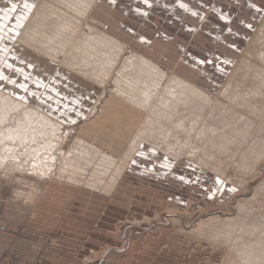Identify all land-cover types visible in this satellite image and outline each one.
Segmentation results:
<instances>
[{
	"label": "rangeland",
	"instance_id": "obj_1",
	"mask_svg": "<svg viewBox=\"0 0 264 264\" xmlns=\"http://www.w3.org/2000/svg\"><path fill=\"white\" fill-rule=\"evenodd\" d=\"M53 1H48L50 2L49 6L55 5L60 15L62 14L61 16L71 15L67 11L68 8L65 7L66 1V3L63 0ZM131 1L102 0L101 7L95 10L94 14H90L88 24L86 21L83 22L84 26L88 25V29L97 28L98 24L92 21V18H95L94 20L103 25L100 26V31L119 40L126 50L125 55L119 59L120 66L118 65L113 71L101 105L97 107L98 113H96L99 116L98 119L100 118L98 130L100 139L111 141V143L125 136L128 137L127 144L129 145V142L134 139L135 133L145 131L144 137H146L149 129L152 132H150L151 139L145 140L146 143L141 145L139 152L134 155L132 160L128 161L126 170L115 189H111V185L109 187L108 183L106 186L101 184L92 188L85 182L68 180L67 177L61 178L59 175L57 177L54 175L53 180L48 176L34 175V177L25 168L30 163L29 159L25 161L28 162L24 168L17 169L19 172H16L17 170L12 172L13 169H9L7 173L8 169L1 168L0 264H224L235 236L238 239L243 237L245 229L251 227L252 224L261 228L264 226V218H262L264 216V102H262L264 99H261L259 94L254 95L260 86L264 95V83H262L264 78V68H262L264 67V56L262 55L264 52V29L261 30L264 24V0L259 2L251 0V4L254 2L260 6V16L254 27L250 29L251 33L242 35V37L230 34V32L250 28L249 22L246 24L248 20L247 8L241 11L235 6H230L229 3L232 4V0H224L226 3L222 2L223 0L217 1L216 11L220 13V10L225 9L230 18L235 17L233 19L236 22L231 25L225 24L219 30L213 27L214 32L225 37L230 46L221 48L210 44L206 37H213L208 35L205 37L204 27L201 26L202 21L199 19L198 26L193 27L191 31L183 29L187 33L183 34L184 40L180 41L181 50L176 52L177 45L168 49L166 45L162 47L163 44L159 43V46L158 44L155 46L160 48L159 53L152 52L143 45L146 39L142 31L145 26L151 25V22L147 21L146 23L144 15L147 13L141 16V13L138 12L139 14L135 16L134 12L129 9ZM148 1H150L151 7L158 3L157 0ZM40 2L41 0H27L25 3H31L30 9L27 7L21 9L19 8L21 0H0V74L5 72L12 84L14 83L10 86L8 78L2 77L10 88L2 84L0 90L17 98L19 96L15 93V83L20 79L19 70L17 75L12 78L16 72L9 67L15 70L17 62L9 63L8 59L10 53L12 54L13 46L10 47L5 41L16 42V45L25 49L24 45L17 41L18 36ZM116 2H118L117 5H115ZM212 2L213 0L208 2L206 7H199V10L202 11L201 18L205 21L211 17L210 13L214 11ZM13 4L16 6L14 10ZM109 4H114L113 9L109 8ZM50 7L48 11L49 9L53 11ZM115 9L119 10L117 14H115ZM112 10L114 13H111ZM21 12L22 17H26L25 23L15 33L11 29L12 17ZM136 17L138 18L136 19ZM56 19L60 20L55 18L53 21ZM53 21L52 23L48 21L50 24L46 23L48 26L46 25L43 31H40V39L42 38L41 40H45L46 44L51 46L59 44L57 32L62 25L61 21L56 24ZM159 27L160 25L157 26V23H152V28L157 33L161 32ZM82 30L84 32V29ZM157 33L149 27L145 36L152 37L158 43L160 38L157 37ZM228 37L232 38L228 39ZM254 40H257L256 43L249 48V44ZM73 41L76 42V38L70 39L68 42ZM214 41L217 40H213V43ZM203 47L208 48L212 55L215 54L210 58V63H207L208 66L205 62H200L197 60L198 58L194 57L205 53ZM102 50L105 52L106 49L102 48ZM134 52L153 60L168 74L169 78L176 75L184 80L187 79L186 81L193 82L196 87L208 94L210 99L194 101V98L191 100L189 98L188 104H185L186 100L184 101L185 105L182 103L179 107L182 110L186 106L185 111L184 109L183 111L179 110L178 119L177 116H175L176 118L170 117L171 121L159 118L160 115L156 114L154 119L152 118L145 124L150 118L149 112L137 109L135 115H137L136 124H138L131 125L137 127V130H133L136 132H121L123 125L127 127L131 123L130 120H135L128 115L131 105L116 104L113 98V82L124 61ZM164 52L171 57L169 60L165 58L168 55ZM220 54L222 57L216 56ZM184 56L192 59L190 64L194 67L198 77L205 72L206 67L209 72L219 66H224V68L220 72L217 69L214 71L216 81L213 80L208 87L198 81L193 73L190 75L188 69L181 70L177 58ZM223 57L228 62H225ZM32 60L31 65L35 62L36 67L39 68H34L32 73L36 72L39 76L30 77V86L26 91L28 93L29 90L35 91V93L30 92L34 97L32 98L34 103L26 100L25 102L32 108L39 107L55 120L63 122L64 128L71 129L72 133L77 134V131L86 124L94 123L95 118L89 121L86 120L85 115L89 114V110L98 100L102 91L100 85L92 84L96 89L92 85L88 86L87 84L86 86L81 81L83 79L78 70L76 72L79 75L74 72L75 74L71 73L73 77L71 74L65 76L58 72L59 69L56 65L53 69L40 59V61L37 58ZM25 67L21 66L26 70ZM237 67L239 70L234 79L236 82L233 81L234 90L232 89V92L239 91L237 93L239 99L241 100V96L243 99L233 105L229 98L222 96L221 90L228 83ZM40 73L42 74L40 75ZM168 81L169 79L166 80L163 88ZM242 87L244 88L242 89ZM252 89L255 90L252 91ZM167 97L171 98L168 94ZM252 97L256 99L253 101L256 102L255 104L251 102ZM245 99L250 102L246 103ZM39 100L41 101L39 102ZM107 102H112L120 109H117L118 111L109 109L108 121H101L99 112L104 104L107 105ZM252 103L256 106H253ZM170 104L173 105L174 101ZM41 105H44V108ZM181 105L184 107L182 108ZM188 105L194 107L189 108ZM241 106H246L244 107L247 109L246 113L243 108H240ZM247 107H251L252 112H249L251 110ZM232 109L236 110L232 111ZM237 109L243 112L239 111L238 114L236 113ZM253 109L256 111L255 114H253ZM105 110L108 109L105 108ZM188 111H191L190 114ZM243 113L245 116L242 115ZM246 116L249 118H245ZM74 118H77L76 122H70ZM244 121L248 123L247 126ZM179 122H183L185 129L182 130L177 126ZM207 124L208 126H206ZM198 126H200L199 129ZM190 127L191 130H189ZM214 127L220 130H216ZM209 129L212 131H208ZM237 130H239L238 134H236ZM219 131L221 132L219 133ZM193 135H195V140L191 138ZM204 140L205 142H203ZM184 143H192L188 146H192L195 153L191 154V149L182 147ZM127 144L125 147L123 145L122 147L117 146L116 149H109L110 157L116 160V163L123 162L121 161L122 155L129 148ZM70 145L67 150L70 149ZM254 170L257 171L255 177H253ZM109 179L111 177L102 181L109 182ZM95 183L98 184V182ZM258 187L262 189L259 190ZM238 230L239 232H237ZM241 231H243L242 234ZM227 237L230 240L229 244L225 241ZM234 243L241 245V241Z\"/></svg>",
	"mask_w": 264,
	"mask_h": 264
},
{
	"label": "bare ground",
	"instance_id": "obj_2",
	"mask_svg": "<svg viewBox=\"0 0 264 264\" xmlns=\"http://www.w3.org/2000/svg\"><path fill=\"white\" fill-rule=\"evenodd\" d=\"M48 1L49 0H41L40 4H38L37 8L29 16L28 21L26 20L27 21L26 26L23 30L20 31V34L18 36L17 41L20 42V44L24 45L26 51L31 52L32 56H34V59L37 58L38 60L40 59L43 62H46L47 65L52 67L53 69L56 65L57 68L59 69V71L65 72L68 74H71V73L75 74L74 72H76L78 70V73H80V75L82 76V79H83L81 81L84 84H86V86H87V84H88V86H90L92 84L97 86L99 84L100 85L99 87H101V90H102L100 93V96H99L98 100L93 104V107L91 108V110H89V114L85 115L86 120L90 121L91 119H94V118L96 120L94 123L92 122L88 125L85 123L86 126H84L82 129L77 131V134L72 133L70 131L71 129L64 128L63 122L55 120L51 115H49L47 112L41 110L39 107L32 108L28 103H26L25 100L27 102H29V101L33 102L32 98H34V97H32V94L23 91V88L21 90L19 89V87L17 88V90L19 92L23 91L22 93L16 92V94L19 96V98L11 96L10 94H7L4 91L0 90V169L1 168L8 169L6 171L7 173L9 171V169H13L12 172L16 171L17 169H20V167L24 168V165L28 162V161L27 162H25V161L29 159L30 163L27 166H25V168L27 170H29L31 172L30 174H32L33 176L34 175L35 176L37 175L38 177H42V176L47 177L48 176L51 179L52 177H54V175L56 177H57V175H59V177H61V178L67 177L68 180H72V181H76V182H81V181L85 182L86 185H88L92 188L98 187V185H101V184L102 185L104 184L106 186V183H108L109 187L111 185V189H115L117 187V184H118L122 174L126 170V167L128 165V161L132 160L134 155H136L139 152L141 145L146 143L145 140H149L148 138L151 139L150 129H149V132L146 134V137H144V134L146 133L145 131H143V132L138 131L137 134L135 133L136 131L133 132V130H137L136 126H131L132 124H135V125L138 124V123L136 124V121H137L136 116L137 115H135V112H137V109L138 110H145V111L147 110L149 112L150 118L147 119V122L145 124H147L149 121H151V119L156 114L160 115L159 118H163L164 120L169 119L171 121L172 118L170 119V117L177 116V119H178V114L180 113V111H183V109L185 111L186 106H185V108H183L184 106L181 105V107L183 109L182 110H180L181 108L179 109L180 104H182V103L184 104V101L187 100L185 102V104H188L192 98H194V101L196 99L201 100V101H208L210 99V96L208 94H206L203 90L196 87L195 86L196 84L194 85L193 82H192L193 83L192 84L191 82L186 81L187 79L184 80V79H182L176 75L169 78L168 74L164 70H162L159 67V65L152 62L153 60L151 61L148 58H146L145 56L139 55V54L134 52V54L127 57V59L124 61L123 66L121 67L120 71H118L116 79L113 78L114 79V82H113L114 86L112 85L113 91H114L113 92L114 93L113 98L115 99L116 104L124 103V104L131 105V107H130L131 110L128 111V115L131 116V118L135 120V121L130 120L131 123L128 124L127 127H125L123 125V128L121 129V132H123V133L133 132V133H135V136L133 135L134 139H132L133 137L131 138L132 140H131V142H129V145L127 144L128 143V137H125V136L121 137V139H122L121 147L123 145L125 147V145L127 144L129 148L127 149V151H125V154L123 153L124 155H122L123 158L121 159V161H123V162L116 163V160L111 158L110 157L111 154L109 153V152H111L110 150H112V148H113L112 144H110L109 141H103L100 139V132L98 130L100 118L98 119L99 116H97L98 115L97 114L98 113L97 107L99 105H101V102L103 101V98H104V94L106 93L105 92L107 89L106 87L112 79L113 71L120 64L119 59L123 55H125L126 50L124 49V46L122 45V43H120L119 40H117L114 37H111L108 34L100 31V26L102 24L99 21L94 20L95 18H92V21L97 23L98 27L93 28V29H91V28L88 29L89 28V27H87L88 26L87 25L88 19L90 20V16L92 14H94V11L98 8L101 0H63L64 2L65 1L67 2V3L65 2L66 3L65 7L68 8L67 11L71 14V15H69V14H65L64 12H62L65 14L64 16H61L62 14L60 15V12H58L59 10H58V8H56L55 5H54L55 7L54 6L50 7L51 5L49 6L50 2H48ZM55 1H58V0H55ZM62 2H59V3L62 4ZM57 4L58 3L56 2V5ZM49 7L53 11H51L50 9L48 11ZM59 7H60V5H59ZM63 9H65L64 6H63ZM55 18H58V20L60 19L59 21L62 22V25L59 23L61 25V27L59 28V31L57 32L58 33L57 38H59V44L55 45V46L54 45L51 46V45H47L45 40L44 41L41 40L42 38L40 39V37H41L40 31H43V29L47 25L46 23H48V21H51V23H52V21ZM47 19H48V21L46 22ZM59 21H57V19H56V21H53V23L56 24ZM85 21L87 23L86 26H84V24H83V22H85ZM48 24H50V22ZM60 25H58V26H60ZM82 29H84V32ZM262 29H264V24H263L261 30ZM50 30H49V33H50ZM74 38H76V40H77L76 42H74V41L68 42L70 39H74ZM66 39H67V41L65 42ZM256 41L254 40L253 43L249 44L248 47L250 48L252 45H254L256 43ZM57 43H58V41H57ZM248 47H247V49H248ZM102 48L106 49L105 52H104V50H102ZM262 53H263L262 55L264 56V52H262ZM22 66L25 67V66H27V64L23 63ZM25 68H27V67H25ZM262 68H264V67H262ZM32 70H33V65H31V69H30L31 74H29L31 78H34L33 76H39L37 73L33 74ZM238 70H239V68L237 67L234 70L232 77L230 78L228 83L221 90L222 96L225 98H229L231 101L230 103H232L233 105L234 104L236 105L237 102L240 100L239 95L237 94L239 91L237 93L232 92V89L234 90V82H236V80H234V79H235V76H236ZM41 74L42 73H40V75ZM72 74H71V77H73ZM0 75H2V73ZM168 79H169L168 83L163 88L164 83ZM262 81H263L262 83H264V78ZM26 82L29 83V81H26ZM2 84L5 85L6 87L10 88V86L6 84V81L1 76L0 85H2ZM95 86H93L94 89H96ZM245 87H246V85H245ZM243 88L244 87H242V89ZM258 89L259 90H256L255 91L256 94H254V95L257 96L259 94V96H261L260 98L264 99V95L262 93L261 86ZM254 90L255 89H252V91H254ZM167 94L169 96H171V98L173 99L172 101L170 100L171 98L167 97ZM33 95H35V94H33ZM231 95H234V96H231ZM254 95H253V97H254ZM253 97L251 99H253ZM189 98H190V100H189ZM242 99H243V96H241V100ZM254 99L251 100V102H253ZM40 101L41 100H39V102ZM173 101H174V104L171 105L170 103H173ZM244 101L246 103L250 102L248 99H245ZM262 102H264V101H262ZM194 103H196V102H194ZM253 103H252V105L256 106V105H254L256 102L254 104ZM257 103H259V102H257ZM104 105L99 112L100 116H101V121L107 120V118L109 116L108 113L110 112L109 109H111L112 111H116L117 109H120V107L112 104V102H107V105H105V106ZM233 105H232V108H233ZM41 106H43V108H44V105H41ZM189 106L190 105H188V107ZM242 106L240 108L244 109V107H246V106H244V107H242ZM188 107H187V109H188ZM192 107H194V106H190L189 108H192ZM198 107H199V105H198ZM105 108L108 110L106 111ZM235 108H236V106H235ZM247 108H249V107H247ZM250 108H249V110H251ZM233 109H232V111L236 110V109L235 110H233ZM245 109H244V112L247 111V109L246 110ZM221 110H223V108ZM221 110H220V112H221ZM224 110H225V108H224ZM239 111L237 109L236 113H238ZM258 111H259V109H258ZM190 112H189V114H190ZM209 112H211V111H209ZM240 112H243V111H240ZM249 112H252V110ZM255 112L256 111L254 110L253 114H255ZM112 113L114 114L115 112H112ZM116 113H118V112H116ZM229 114H228V116H229ZM253 114H251L252 117H253ZM258 114H259V112H258ZM205 115H207V114H205ZM205 115H204V117H205ZM242 115H244V113ZM251 115H250V117H251ZM183 116H182V118H183ZM232 116H233V114H232ZM59 117H61V116L59 115ZM238 117H240V116H238ZM180 118H181V116H180ZM180 118H179V120H180ZM232 118H234V117H232ZM245 118H249V117L246 116ZM76 120H77V118H74V120L70 121V122H74V121L76 122ZM210 120H211V118H210ZM211 121L213 122V120H211ZM112 122H114V121H112ZM189 122H191V121H189ZM201 122L203 124V120ZM229 122H231V121H229ZM242 122H243V120H242ZM247 122L244 121L245 125L248 124ZM165 123H167V122H165ZM239 123L241 124V122H239ZM189 125H188V127H189ZM177 126L180 127V129H182V130L185 129V125L183 124V122H179ZM206 126H208V124ZM199 127L200 126H198V129H199ZM248 127H250V126H248ZM214 129H216V128L214 127ZM218 129H216V130H218ZM189 130H191V127ZM210 130L212 131V129H209L208 131H210ZM228 131H229V129H228ZM238 131L239 130H237V133L236 132H233V133L238 134ZM220 132L221 131H219V133ZM226 133H228V132L226 131ZM185 134H187V133H185ZM236 134H233V135L235 136ZM128 135H129V133H128ZM195 135H193L191 138H194ZM229 135H231V134H229ZM189 136H190V134H189ZM250 136H252V135H250ZM201 138H200V140L202 141ZM210 138H212V137H210ZM194 140H195V138H194ZM229 140H231V139H229ZM234 140H233V142H234ZM125 141H127V142H125ZM203 142H205V140ZM192 143H193V141H192ZM192 143H190V144H192ZM224 143H226V142H224ZM190 144L184 143L182 147H186V148L192 150V146L191 147L188 146ZM69 145H70V149L67 150ZM176 147H177V144H176L175 148ZM251 150H253V149H251ZM193 153H195L194 150H192L191 154H193ZM251 153H252V151H251ZM202 154H203V152H202ZM242 155H244V154H242ZM112 156H113V154H112ZM256 158H258V157H256ZM255 161H257V160H255ZM260 161H261V159H260ZM237 162H239V161H237ZM248 163L250 164V161ZM90 170H91V173L89 174ZM16 172H19V171L17 170ZM85 175H86V177H85ZM87 175H89V176H87ZM253 175H254V173H253ZM256 175H257V171H255V175L253 177H255ZM109 177H111V179H109V182L107 181L104 183V181H102L103 179L107 180ZM52 180H53V178H52ZM95 182H98V184H96ZM261 189L262 188L260 187L259 190H261ZM262 192H263V190H262ZM256 197H258V196H256ZM255 200H257V199L255 198ZM262 218H264V216ZM260 224H261V222H260ZM262 227L263 228L258 227V226H253V224H252L251 227H248V229L246 228L247 231L245 229V232H244L245 235L243 234L244 236L240 237V239H238V237L236 238V236L234 235L235 240H233V239H232L233 241L231 240L232 241V243L230 244L231 249H229L230 253L228 252V258L225 260L224 264H264V226H262ZM239 229H241L240 226H239ZM237 232H239V230ZM242 232L243 231H241V234H242ZM221 236H223V235H221ZM225 237H226V235H225ZM225 241H227L229 244L230 240L227 237V238H225ZM236 241L237 242L241 241V245H238L237 243L235 244L234 242H236Z\"/></svg>",
	"mask_w": 264,
	"mask_h": 264
},
{
	"label": "crops",
	"instance_id": "obj_3",
	"mask_svg": "<svg viewBox=\"0 0 264 264\" xmlns=\"http://www.w3.org/2000/svg\"><path fill=\"white\" fill-rule=\"evenodd\" d=\"M25 1H27V0H21V3H19V8H21V9L26 8L25 4H27V5H29V7H27V8L30 9L31 3L30 4L25 3ZM211 1L212 0H157V2H158L157 5L151 7L149 4L150 1H148V0H132L131 1L132 2L131 8L129 7V9H131L134 12L135 16L139 14L138 12L141 13V16L147 13L146 15H144V17H146L145 18L146 23H147V21L151 22V25L148 24V26H145L144 29H146V31L150 27L151 30H153L157 33V31L152 28V23H157V26L160 25L159 29L161 28V30H160L161 32L157 33V37L160 38L159 39L160 42H158V43L156 41H154L152 37H150L148 35L145 36L146 31H144V29L142 31L143 36L146 39V41L143 43V45L148 50H150L152 52L155 51V53H156V51L157 52L160 51L159 47H155L157 44L159 46V43L161 45L163 44L162 47H164L166 45L168 47V49L171 46L177 45L178 49H177V47L174 46L176 48L175 49L176 52H177V50H181L182 45H181L180 41L184 40L183 34L186 35V33H187L186 30H183V29H187V30L191 31V29H193V27L198 26L199 19L202 21L201 26L204 27L205 37H206V35L213 37V38L206 37L209 40L210 44L221 47V48L223 46L228 47V46H230V44L227 41V39H225V37L223 38L220 35H218L217 34L218 32L217 33L214 32L215 30L213 29V27L216 30H219L220 27H223L225 24L231 25V23L236 22L233 19L235 17L230 18L229 13L225 12L226 11L225 9L220 10V13L218 11H216L215 8L218 6L217 1L219 2V0H213L212 4H214L213 5L214 11L212 13H210L211 17L209 19H207L206 21L203 20L201 18L202 11L199 10V7H206L208 2H211ZM257 1L259 2L260 0H257ZM222 2L226 3L224 0ZM231 2H232V4L229 3L230 6H235L236 8H239V10H241V11L246 10V8H247L246 12L248 13L247 14L248 20H247L246 24L249 22L248 24H249L250 28L248 30H244V29L243 30L241 29L239 31L234 30V31H231L230 34H235V36H238V37H242V35H245V34H250L251 33L250 29L252 27H254L256 21L258 20V18L260 16V9H259L260 6L255 4L254 2H252V4H251L250 3L251 0H232ZM101 4H102V0L99 3L98 8L101 7ZM117 4H118V2L115 3V5H117ZM109 5H110L109 8L113 9L112 6L114 4H112V5L109 4ZM118 11L119 10L115 9V14H117ZM111 13H114V10H112ZM25 18L26 17H22V12L19 14L13 15L12 21H11V24H12L11 29L13 31H15V33H17L18 30L22 28L23 24L25 23ZM137 18L138 17H136V19ZM136 19H135V22H136ZM179 34H181V35H179ZM230 38H232V37H228V39H230ZM213 40H217V41H214L215 44L213 43ZM239 40H242V38H239ZM5 43L10 45V47L13 46L12 54L10 53V57L8 59L9 63L11 64V62H17V64H16L17 68L15 67V70L11 67H9V68L12 69L14 72H16L14 74V76L17 75V73H18L17 71L19 70L18 76H20V79L17 80L18 81L17 84L15 83L16 84L15 93L19 92L17 90V87H19L20 90L23 88V91L26 92L27 88H29V86H30V84H29L30 82L27 83L24 80H27V81L31 80L29 78L30 77L29 74H30V69H31V62L33 61L32 58L34 59V56H32V54L29 53L28 51H26L23 47H20V45H16V42H12V41L10 42L9 40H7V41H5ZM203 48L205 50V53L201 54L200 56L198 54H197L198 56H194V55L193 56L198 58L197 59L198 61L205 62L206 66H208L207 63H210L209 62L210 58L215 56V54L212 55L211 51L208 48H206V47H203ZM166 51H168V50L166 49ZM27 53L29 54V57H28ZM164 54L168 55V53H166V52H164ZM216 56L222 57L221 54L216 55ZM165 58L167 60H169V58H171V57H169V55H168V56H165ZM149 60H151V59H149ZM191 60H192L191 58H187L186 56L180 57L179 59L177 58V62L180 64L179 66L181 67V70H183L184 68L186 70L188 69L187 71L190 72V75H192V73H193L194 77L198 81H200L204 85H207L208 87L210 84H212L213 80L216 81L214 71L217 69L220 72V70L224 68V66L223 67L219 66L215 70H213L212 72H209L207 67H206L204 69L205 72L203 74H201L200 77H198L196 72L194 71V67H192L190 64ZM218 60H220V59H218ZM171 61H173V59H171ZM224 61L225 62L227 61L226 58H224ZM24 62L28 63L26 70L21 68V66ZM225 62H222V63H225ZM32 65H33L32 72L35 69H39L36 67L35 62H33ZM4 69L5 68L3 67V70ZM24 72H26V74H24ZM58 72H60L62 75H65V76L69 75V74H64L61 71H58ZM35 73L36 72H34V74ZM57 74H59V73H57ZM55 75H56V73H55ZM0 76H2L4 78H8V83L10 84V86H12L14 84V83L13 84L11 83V80H9V76H6L5 72H3L2 75H0ZM14 76H12V78H14ZM33 91L34 90H29V93L30 92L35 93V91L34 92ZM22 92H19V93H22ZM121 142H122V139H120V140L117 139L116 141H113L112 143L110 141V144H112V146H113L112 149H116L117 146L121 147V145H122Z\"/></svg>",
	"mask_w": 264,
	"mask_h": 264
},
{
	"label": "snow or ice",
	"instance_id": "obj_4",
	"mask_svg": "<svg viewBox=\"0 0 264 264\" xmlns=\"http://www.w3.org/2000/svg\"><path fill=\"white\" fill-rule=\"evenodd\" d=\"M15 4L12 5L13 10L15 9ZM25 7H29V5L25 4Z\"/></svg>",
	"mask_w": 264,
	"mask_h": 264
}]
</instances>
